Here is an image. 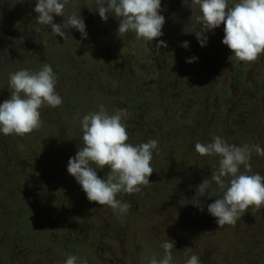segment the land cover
Here are the masks:
<instances>
[{
    "label": "rangeland",
    "instance_id": "1",
    "mask_svg": "<svg viewBox=\"0 0 264 264\" xmlns=\"http://www.w3.org/2000/svg\"><path fill=\"white\" fill-rule=\"evenodd\" d=\"M237 2L228 0L229 6ZM0 5L4 13L10 9L17 16H0V103L10 97L9 73L39 71L44 63L52 66L56 92L63 101L56 108L45 105L40 109L38 130L24 136L0 133V264H64L68 256H76L77 264H111L109 247L126 253L117 256L126 264H149L153 256L163 257L162 244L168 239L175 241L173 264H185L193 254L201 264H264V207H250L235 225L219 228L207 211L220 195L215 183L203 194L197 186L210 178L220 157L195 151L196 142L210 143L218 135L232 145L264 148V53L252 63L235 59L222 43L223 25L205 34L207 43L202 47L195 35L200 26L196 20L201 15L199 6L191 10L183 0H161L164 35L151 42L131 31L118 36L119 20L109 15L107 22L102 21L94 0H69L65 7L66 15L75 11L84 19L87 39L76 29L66 30L63 39L50 26L39 24L36 0H0ZM63 21L62 16H54L55 23ZM160 40L167 43L166 48L156 46ZM185 41L187 48L182 46ZM215 41L217 54L211 56ZM197 55L207 66L201 68L196 60L187 62ZM153 63L160 71L150 76L146 70ZM207 82L219 83L208 90L219 103L209 104L206 116H200L193 105ZM156 83L165 92L169 113L162 112L164 106L157 111L147 100L152 101ZM231 90L236 94L232 102L224 94ZM181 92L188 98L179 97ZM174 96L177 101L171 99ZM101 105L110 115L127 109L123 123L128 143L158 141L149 185L141 186L140 192L117 196L131 205L128 216L89 202L67 172L69 158L81 145L80 119L99 111ZM232 107L239 111L234 114ZM224 114L232 116L225 119L226 132L217 135ZM210 130L216 134L208 136ZM51 162L47 169L46 163L50 166ZM250 165L252 174L264 176V156L253 153ZM109 171L97 174L104 179ZM99 209L110 212L109 219L115 220L104 237L100 236ZM28 230H32L30 235ZM95 247L105 249L107 255H94Z\"/></svg>",
    "mask_w": 264,
    "mask_h": 264
},
{
    "label": "clouds",
    "instance_id": "2",
    "mask_svg": "<svg viewBox=\"0 0 264 264\" xmlns=\"http://www.w3.org/2000/svg\"><path fill=\"white\" fill-rule=\"evenodd\" d=\"M68 2L36 0V21L50 26L52 33L63 39L67 38L66 30L69 29H76L82 39H87L81 15L75 11L66 15ZM183 2L191 10L199 6L201 15L196 16V20L200 26L195 35L202 47L207 43L205 34L223 25L222 43L235 59L252 63L264 53V0H238L233 6H229L228 0ZM94 3L102 21L107 22L109 15L119 20L118 36L131 31L138 39L151 42L164 35L162 28L166 21L160 14L161 0H94ZM54 16H62L63 23H55ZM156 46L166 48L167 43L160 40ZM182 46L187 48L189 44L185 41ZM196 59L192 57L187 62L192 63ZM56 84V74L47 63L39 71L21 69L9 73L10 97L0 103V133L24 136L38 130L42 124L40 109L45 105L52 108L62 105ZM128 115L127 109H117L110 115L103 105L99 111L84 115L80 119L81 145L67 164V172L82 187L89 202L110 206L118 216L126 214L131 207L117 199L118 194L137 193L141 186L149 185V177L155 171L151 166L153 150L158 147L156 140L137 145L128 143L129 134L123 123ZM195 151L201 156L220 157L218 167L211 170L210 178H204L197 186L203 194L215 183L220 195L207 206V211L216 218L219 228L235 225L250 207L256 210L264 207V176L252 174L250 165L252 154L264 156V148L249 144L236 146L220 136H213L210 143L196 142ZM241 166L244 171H241ZM105 167L110 171L102 179L97 169ZM195 205L200 211L204 210L201 204ZM162 248L163 257L157 260L153 256L149 264H173L175 241L168 239ZM77 259L76 256H68L64 264H77ZM185 264H201L200 258L193 254Z\"/></svg>",
    "mask_w": 264,
    "mask_h": 264
},
{
    "label": "flooded vegetation",
    "instance_id": "3",
    "mask_svg": "<svg viewBox=\"0 0 264 264\" xmlns=\"http://www.w3.org/2000/svg\"><path fill=\"white\" fill-rule=\"evenodd\" d=\"M13 2H14V0H13ZM1 6V5H0ZM3 9L4 8H1L0 7V11H1V13H0V16L2 15V16H7V15H11V16H15L16 14L14 13V14H12L11 12H10V9H6L7 10V12L6 13H4V11H3ZM15 17H17V16H15ZM1 18V17H0ZM2 19V18H1ZM7 20V19H6ZM7 23V22H6ZM15 38H16V36H14L12 39H14L15 40ZM216 38V37H215ZM216 41H217V38H216ZM216 41H215V44H216ZM10 43H14V41H10ZM15 45H13V44H11V47H14ZM205 47V46H204ZM215 47V49L214 50H209V53H210V55L211 56H215L217 53H216V48H218V46H217V44H216V46H214ZM15 52V51H14ZM195 57V56H194ZM197 59H196V61H197V63H200L201 64V68L202 67H205V66H207V63H206V61H198L199 60V58H201L199 55H197V57H196ZM154 65L156 66V69L154 68ZM200 70V69H199ZM146 71H149V75L151 76L152 75V73H155V74H157V72H159L160 71V68L158 67V65H157V63H153L152 65H150L148 68H147V70ZM147 74V73H146ZM156 77V76H155ZM155 77H153L154 79H155ZM207 77H209V76H205L204 78H207ZM184 78V82H185V77H183ZM189 81H191V80H189ZM198 81V80H197ZM237 82L238 83H240L241 82V77H240V72H238L237 73ZM207 85H205L204 87H206V88H204L201 92L199 91L198 92V94H197V97H196V99H197V101H196V99H195V103H194V105H193V107H196L197 108V110H196V112H198L199 114L198 115H200V116H206V111H207V107H208V105L209 104H212L213 106H216L217 105V103H219V101H218V98H215L214 100H213V98L212 97H210V94H211V92L208 94V90H212L211 88H215L216 86H217V84H219V83H217V84H214V83H206ZM155 88H156V92H153V93H151V94H154V97L152 98V101L149 99V98H147V100L149 101V104L151 105V107H157L156 108V110L157 111H159V109H158V106L159 107H162V106H164V108H163V111H162V108H160V110L162 111V112H167V113H169V111L166 109V107H165V101H166V95H165V92L163 91V89L161 88V86H160V84L159 83H156L155 84ZM150 92L149 91H147V94H148V96H150L151 97V94H149ZM222 93H224V92H222ZM226 96H230L231 97V99H230V101L232 102V101H234V100H236V94H235V92H232V90L229 92V91H227L226 93H224ZM136 95L137 96H141L140 94H139V92H136ZM142 97H143V95H142ZM177 97L178 96H174V97H172L171 99L172 100H174V101H177ZM179 97H181V98H188V96L187 95H185L184 94V92H183V95H182V92L180 93V95H179ZM229 97V98H230ZM198 100L199 101H201V103L200 102H198ZM156 103H157V106H156ZM150 105H149V107H150ZM161 105V106H160ZM228 105H230V106H232V104H230V103H228ZM132 107L133 108H135L136 107V104H133L132 105ZM154 108V109H155ZM233 108V112H234V114L235 113H237V111H239V109H237L236 107H232ZM200 111H202V113H200ZM170 115V114H169ZM232 115H223L222 117L223 118H221L220 120H219V130L220 131H217V135L218 134H223V133H225L226 132V125H225V119H226V117H231ZM220 132V133H219ZM222 132V133H221ZM209 133L211 134V135H208V136H213L214 134H216V131H214V130H210L209 131ZM214 133V134H213ZM219 136V135H218ZM137 141V140H136ZM32 147V144L29 146V148H31ZM28 148V149H29ZM45 149H47V148H45ZM33 151H34V154L36 153V150L35 149H33ZM78 151V148H76V151H75V154H76V152ZM68 154V153H67ZM66 154V155H67ZM35 163V162H34ZM52 164H53V162H51V164H50V166H48V164L46 163V168L47 169H49V167L51 168V166H52ZM94 167H95V165H93ZM28 168L29 169H31V171L32 172H30V174L32 173V177L35 175L34 174V168H33V166H32V164H31V166H28ZM100 170H102V175H104V173L103 172H106L107 170H110V169H108L107 167H105L104 169H97V173H99L100 172ZM105 177H106V175H105ZM98 209V207L96 208V209H94V210H97ZM18 210V209H17ZM29 210H31V208L29 209ZM100 211V212H99ZM99 211H98V218H99V220H100V225L102 226V228H103V232L100 234V236L102 235V237H104V236H106V235H104V232H107V233H109V228L111 229V224H112V222H114L115 220H113V219H109L110 217H111V215H110V212H108L107 210H105V209H99ZM128 211H130V209L128 210ZM32 212V211H31ZM128 214H129V212H127L126 213V216H128ZM117 215V214H116ZM6 216V215H5ZM2 225H4V224H2ZM36 229H37V227H35ZM40 228V227H39ZM45 231H48L46 228H45ZM111 231V230H110ZM31 232H32V230H28V235H30L31 234ZM42 232H44L42 229H41V231H40V233H42ZM108 235V234H107ZM121 235V234H120ZM120 235L118 236V238L120 239ZM116 237V236H115ZM32 244V242H31V240L30 239H28V247H30V245ZM117 244H119V243H117ZM121 247H122V245H121ZM15 248H16V251L18 250V247L17 246H15ZM67 248V250L68 251H70L72 248H70V247H66ZM96 249V252H94V255H107V253H106V251H105V249H102V248H100V247H95ZM108 250L107 251H109L110 252V254H111V256H109L110 258H113V259H116V261H113V259H111L109 262L111 263V264H126L125 263V261L122 259H120V258H118L117 256H127L126 255V253H124L122 250L120 251V252H118V249L116 248V247H109V248H107ZM23 256H24V254H23ZM26 256V255H25ZM30 258V256H29V254H28V259ZM57 263H59V262H57Z\"/></svg>",
    "mask_w": 264,
    "mask_h": 264
}]
</instances>
